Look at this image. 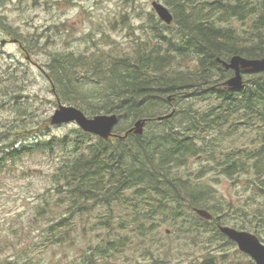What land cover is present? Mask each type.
<instances>
[{
	"label": "trees",
	"instance_id": "trees-1",
	"mask_svg": "<svg viewBox=\"0 0 264 264\" xmlns=\"http://www.w3.org/2000/svg\"><path fill=\"white\" fill-rule=\"evenodd\" d=\"M170 1L167 4L174 16L173 23H179V44L173 36L160 29L159 25H165L154 12H149L146 17L149 27L164 46H133L123 54H118V46L109 51L101 50L99 54L43 50L48 55L47 71H44L56 100L74 105L88 116L117 114L118 123L113 130L116 135L102 139L77 127L63 137H45L3 154V159L11 160L36 151L61 149L64 155L52 178L54 189L60 195L56 203L65 201L67 207L63 214L51 218L45 227L46 243L23 248L21 256L4 259L0 264H17L18 260V264H38V256L48 247L71 240L72 232H78L74 217L92 215L97 203L103 204L107 214L98 217L99 222L87 229L81 226L85 234L99 227L119 234L135 220L142 223L143 220L153 221L163 216L161 222L155 225L172 226L165 233H173L176 229L184 235H198L210 228L212 234L223 237L216 225L225 224L222 211L208 204L207 199L213 197L212 194L205 195L209 188L197 187L194 190L190 187L191 178H183L179 168L184 166L190 155L196 153H202L208 161L214 162L213 168L228 176L247 173L248 167L244 163L248 164L251 159L264 160V72H252L249 78L244 79L243 88L234 91L225 86L232 70L225 69L219 62V59L227 61L232 55L264 57V0ZM126 16L121 17L122 24L126 23ZM141 16L142 11L139 10L137 17ZM233 17L246 28L239 31L241 26H224ZM0 28L6 35L20 41L21 34L2 16ZM26 44L25 48L29 51L34 47L35 50L44 49V46H38L36 40L26 41ZM181 61L191 66L182 65ZM7 95L15 101V110L23 112L22 108H17L19 96L11 91L2 93L3 97ZM206 95L215 96L217 105L208 104L204 113L199 115V121H196V114L191 108L174 107L181 98L196 101ZM53 103L56 104V101ZM172 107L174 110L170 117L157 120L158 116L169 113ZM138 118H146L145 128L153 122L158 127L144 129L139 135L129 132L126 136H118L130 128L126 123ZM42 122L28 129L21 127L20 137H36L48 131L49 120ZM119 123L124 124V128H117ZM193 125L198 134H194ZM223 125L229 133L236 132L238 128L253 129L250 140L255 146L249 151L224 149L215 140H209V147L205 137L199 134L221 129ZM192 135L202 140L200 146H195ZM260 161L251 167L255 168ZM261 164L264 161L260 162V168H263ZM263 174V171H256L252 182L259 176L262 178ZM263 182L262 178L260 186L256 185L262 194L261 199L255 202L256 209L248 222L250 224L231 225L253 231L259 237L264 235ZM115 201L123 212L129 210L131 216L116 211L117 219L113 224L111 220L116 216L112 203ZM144 207L146 211L141 210ZM192 207L205 208L214 218L202 219ZM45 213L46 210H42L39 216ZM127 216L130 218L127 219ZM225 240L235 245L229 239ZM121 241L123 243L121 238L117 241L108 238L107 246ZM97 251L102 249L96 246L94 252ZM31 253L39 255L30 258ZM210 253L201 261L194 259L186 264H214L215 256ZM161 254L164 258L158 259V255L157 263H165L173 257L170 250ZM96 257L87 249L79 259L81 264H96ZM249 262L254 264L251 260Z\"/></svg>",
	"mask_w": 264,
	"mask_h": 264
},
{
	"label": "rangeland",
	"instance_id": "rangeland-1",
	"mask_svg": "<svg viewBox=\"0 0 264 264\" xmlns=\"http://www.w3.org/2000/svg\"><path fill=\"white\" fill-rule=\"evenodd\" d=\"M158 1L171 8L167 3L172 1ZM151 2L152 0H0V16L21 34L20 41L13 42L14 38L6 35L0 28V262L21 256L22 251L29 246H42L46 243L45 227L49 225L51 218L63 214L67 207L65 201L56 203L60 195L54 189L52 178L64 155L61 149L52 152L36 151L22 155L20 159L6 160L2 157L7 151L20 149L23 145L33 144L45 137L60 138L68 135L72 128H77L75 123L59 126L50 124L48 131L36 137H20L21 127L28 129L36 127L37 122L50 120L57 108V100L49 80L38 68L39 66L47 71L48 55L43 50L99 54L101 50L109 51L113 46H118V54H123L133 46H164L154 36V31L146 20L147 14L153 12ZM139 10L142 11L141 17H137ZM123 16L127 18L125 24L121 21ZM230 24L241 26L236 17L224 26ZM159 26L179 44V23L168 27ZM242 28L246 27L241 26L239 31H242ZM29 40H36L38 46H44V49L36 51L34 47L32 51L27 50L25 46ZM27 55L30 61L26 59ZM181 63L191 66L184 61ZM244 71L246 80L252 72L249 69ZM90 82V85L93 84ZM7 86L9 87L6 88ZM6 91L19 96L17 108H22L23 112L15 110V101L11 100V97L7 98L9 95L2 96ZM210 103L217 105L215 96L206 95L202 100L196 101L181 98L174 107L191 108L196 114V121H199V115L204 113ZM215 113L216 111L213 115ZM130 122L126 123L128 127L132 126L133 120ZM122 126L124 128V124L119 123L117 128ZM224 126L199 135L205 137L208 146L209 140H215L220 144L219 147L224 149L249 151L255 146L250 140L253 129L238 128L236 132L229 133ZM153 127H158V124L153 122L144 129ZM194 134H198L196 129ZM192 137L193 143L196 141L195 146H200L202 140L197 136ZM258 145L259 143L256 144ZM256 161L260 159H251L248 164L244 163V166L248 167L247 173L228 176L213 168L214 162L208 161L202 153H196L190 155L184 166L179 168V172L183 178H191L190 187L194 190L197 187L209 188L205 195L212 194L213 197L207 199L208 204L222 211L225 224L249 225L251 215L256 209L255 202L261 199L262 194L256 185L260 186L259 181L264 179L263 174L262 178L259 176V179L252 182L256 171L264 172V164H261L263 168H260V162L264 160L258 162L255 168L251 167ZM112 208L114 215L117 211L131 216L129 210H121L117 201L112 203ZM42 210H46V213L39 216ZM141 210L146 211V208ZM91 214L74 217L78 232H72L69 242L48 247L41 256L31 253L30 258L38 256V264H81L79 257L88 249L97 256L96 264H186L194 259L201 261L212 252L210 255L215 256L214 264H250V259L243 255L236 245L228 243L224 236L212 234L210 228L198 235H184L176 229L173 233H165V230H170L172 226L161 224L156 227V222L163 219V216H158L156 220H143L142 223L135 220L119 234L100 227L85 234L86 231L81 230V226H86L87 229L89 225L99 222L98 217L107 214L106 208L97 203ZM116 219L117 216L113 217L111 222L114 224ZM261 236L264 242V235ZM108 238L116 241L121 238L123 243L114 242L107 246ZM96 246L102 251L94 252ZM211 246L214 247L213 251ZM165 250H170V256L173 257L165 263H157L158 255V259L164 258L161 253ZM221 254L224 255L221 257Z\"/></svg>",
	"mask_w": 264,
	"mask_h": 264
},
{
	"label": "water",
	"instance_id": "water-1",
	"mask_svg": "<svg viewBox=\"0 0 264 264\" xmlns=\"http://www.w3.org/2000/svg\"><path fill=\"white\" fill-rule=\"evenodd\" d=\"M156 15L166 24H170L173 16L169 9L159 1L153 0L151 3ZM17 40L14 39L13 42ZM4 43V42H2ZM26 59H30L27 55ZM225 68L233 70L234 74L226 80V84L232 90H240L244 86L242 79V71L249 69L251 72L264 71V57L247 58L241 55H232L228 61H223ZM245 72V71H244ZM57 108L50 117L52 125H61L65 123H75L82 131L96 135L102 139H107L114 135V127L118 123V116L115 113H100L93 116H87L81 109L73 105L62 104L57 100ZM173 111L158 116L157 120L168 118ZM146 118H138L133 125L124 133L133 132L134 134H142ZM195 212L205 219H210L211 214L203 208H195ZM220 232L228 239L236 243L237 248L250 256L255 264H264V244L259 238L248 231L238 230L226 225H219Z\"/></svg>",
	"mask_w": 264,
	"mask_h": 264
},
{
	"label": "flooded vegetation",
	"instance_id": "flooded-vegetation-1",
	"mask_svg": "<svg viewBox=\"0 0 264 264\" xmlns=\"http://www.w3.org/2000/svg\"><path fill=\"white\" fill-rule=\"evenodd\" d=\"M168 27V26H167ZM192 208H194V207H192ZM215 222V221H214ZM216 223V222H215ZM218 224H220V223H217L216 225L218 226ZM212 232V231H211Z\"/></svg>",
	"mask_w": 264,
	"mask_h": 264
},
{
	"label": "bare ground",
	"instance_id": "bare-ground-1",
	"mask_svg": "<svg viewBox=\"0 0 264 264\" xmlns=\"http://www.w3.org/2000/svg\"><path fill=\"white\" fill-rule=\"evenodd\" d=\"M212 90V89H211ZM217 94V93H216Z\"/></svg>",
	"mask_w": 264,
	"mask_h": 264
}]
</instances>
